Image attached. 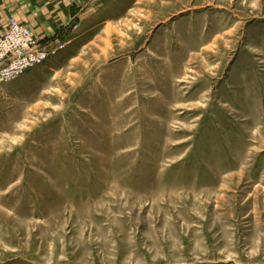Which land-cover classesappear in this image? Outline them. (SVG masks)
Returning <instances> with one entry per match:
<instances>
[{"label": "rangeland", "instance_id": "rangeland-1", "mask_svg": "<svg viewBox=\"0 0 264 264\" xmlns=\"http://www.w3.org/2000/svg\"><path fill=\"white\" fill-rule=\"evenodd\" d=\"M101 4L0 84V264H264V0Z\"/></svg>", "mask_w": 264, "mask_h": 264}, {"label": "crops", "instance_id": "crops-1", "mask_svg": "<svg viewBox=\"0 0 264 264\" xmlns=\"http://www.w3.org/2000/svg\"><path fill=\"white\" fill-rule=\"evenodd\" d=\"M102 1L0 0V38L7 32L11 18L29 25L39 39H49L56 34L67 36L72 24L83 25L93 15L97 16Z\"/></svg>", "mask_w": 264, "mask_h": 264}, {"label": "built area", "instance_id": "built-area-1", "mask_svg": "<svg viewBox=\"0 0 264 264\" xmlns=\"http://www.w3.org/2000/svg\"><path fill=\"white\" fill-rule=\"evenodd\" d=\"M44 50L42 44L49 43ZM68 44L55 39L36 38L28 27L15 19L9 20L8 31L0 38V84L16 82L28 71L66 49Z\"/></svg>", "mask_w": 264, "mask_h": 264}]
</instances>
